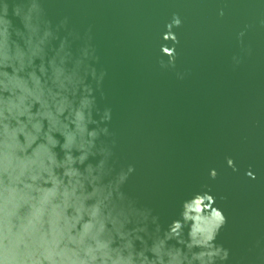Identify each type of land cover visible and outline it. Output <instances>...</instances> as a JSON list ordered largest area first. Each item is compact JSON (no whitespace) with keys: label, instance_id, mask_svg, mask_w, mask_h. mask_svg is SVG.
<instances>
[{"label":"clouds","instance_id":"clouds-1","mask_svg":"<svg viewBox=\"0 0 264 264\" xmlns=\"http://www.w3.org/2000/svg\"><path fill=\"white\" fill-rule=\"evenodd\" d=\"M181 25L173 13L162 68H175ZM249 27L237 35L247 54ZM90 32L67 17L53 23L44 0H0V264H226L230 250L216 240L227 218L210 190L184 200L166 227L125 191L135 167L117 168Z\"/></svg>","mask_w":264,"mask_h":264},{"label":"water","instance_id":"water-1","mask_svg":"<svg viewBox=\"0 0 264 264\" xmlns=\"http://www.w3.org/2000/svg\"><path fill=\"white\" fill-rule=\"evenodd\" d=\"M44 6L53 23L67 17L81 35L91 30L96 67L107 73L97 101L112 110L117 168L135 167L125 191L166 227L184 200L210 190L227 218L216 240L230 250L226 264H264V0H44ZM173 13L182 20L173 28L175 68H162L161 47L173 46L163 40ZM246 25L243 45L251 54L237 39Z\"/></svg>","mask_w":264,"mask_h":264}]
</instances>
